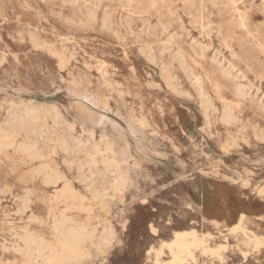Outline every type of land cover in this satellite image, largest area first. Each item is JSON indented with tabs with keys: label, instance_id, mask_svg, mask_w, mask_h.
<instances>
[{
	"label": "rangeland",
	"instance_id": "374dc122",
	"mask_svg": "<svg viewBox=\"0 0 264 264\" xmlns=\"http://www.w3.org/2000/svg\"><path fill=\"white\" fill-rule=\"evenodd\" d=\"M0 88V264L62 211L95 230L79 264H153L189 228L220 249L185 264H264L228 232L264 239V0H0Z\"/></svg>",
	"mask_w": 264,
	"mask_h": 264
},
{
	"label": "bare ground",
	"instance_id": "6f19581e",
	"mask_svg": "<svg viewBox=\"0 0 264 264\" xmlns=\"http://www.w3.org/2000/svg\"><path fill=\"white\" fill-rule=\"evenodd\" d=\"M32 101H35V100H32ZM225 117L229 118V114H226ZM93 131L91 130V132ZM102 133L104 134V132ZM2 146L3 145L0 142V149L2 148ZM133 162L135 163V160H133ZM123 173H126V172H123ZM45 180L47 183H52L53 185L57 183L58 181L63 180L64 184H63L62 190L56 195V199L64 203L65 210L87 211V207L85 204V197L82 196L80 193H78L74 185L70 181H67V179H65L57 170L52 169V168L47 169L45 172ZM110 184H114V183H110ZM243 220H244L243 216H240L238 221L228 228V232L230 234H235V233L241 234V236L247 238L250 241L251 247L253 249L258 250L262 245H264V239H261L257 236H250L248 233V230L244 226ZM52 230H53V235L55 237L54 243H47L39 235L31 234L28 232L27 234H25V236L22 238V242L24 244L23 254L25 256V260L23 264H79L83 261V259L87 256L86 244L88 241L92 239L94 231H95L94 229L90 228L89 222L87 220H81L79 218V215L77 214L70 213L69 215H67L65 214L64 211H62L57 217H53ZM210 236H211L210 234L199 235L198 232L193 228L175 231L173 233L171 240L166 241V242L164 241L161 244V246L155 250L153 264H185L187 259L192 257L193 250L197 248H200L203 252H208L212 255L213 254L218 255V250L220 249V246L217 248L210 247L208 245ZM164 248L166 249V254L168 256L167 261L161 260V255L163 254ZM242 252L243 254H245V251H242Z\"/></svg>",
	"mask_w": 264,
	"mask_h": 264
}]
</instances>
